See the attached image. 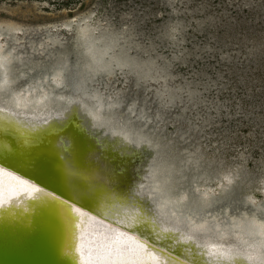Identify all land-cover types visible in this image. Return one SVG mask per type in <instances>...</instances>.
<instances>
[{
  "label": "rangeland",
  "instance_id": "rangeland-1",
  "mask_svg": "<svg viewBox=\"0 0 264 264\" xmlns=\"http://www.w3.org/2000/svg\"><path fill=\"white\" fill-rule=\"evenodd\" d=\"M0 21L23 28L8 90L61 67V100L151 152L153 190L264 206V0H0Z\"/></svg>",
  "mask_w": 264,
  "mask_h": 264
},
{
  "label": "bare ground",
  "instance_id": "bare-ground-1",
  "mask_svg": "<svg viewBox=\"0 0 264 264\" xmlns=\"http://www.w3.org/2000/svg\"><path fill=\"white\" fill-rule=\"evenodd\" d=\"M22 32L0 21V39ZM18 54L0 42V91L7 92L0 97V227L14 230L26 214L43 225L57 221L61 230L63 213L69 248L63 246L76 264H264V206L233 211L203 201L199 209L184 206L182 190H153L151 152L124 133H107L99 104L61 100L53 91L61 67L36 76L37 84L7 89L24 67Z\"/></svg>",
  "mask_w": 264,
  "mask_h": 264
},
{
  "label": "water",
  "instance_id": "water-1",
  "mask_svg": "<svg viewBox=\"0 0 264 264\" xmlns=\"http://www.w3.org/2000/svg\"><path fill=\"white\" fill-rule=\"evenodd\" d=\"M66 115L70 114L67 112L63 116ZM39 216L45 218V221L48 217L44 214ZM26 218V214L21 215L19 221L14 222V230L9 228L12 225L10 223L4 222L2 225L6 227H0V264H76L64 249V246L69 248V229L63 221V213L57 216L61 230L55 226L57 221L43 225L42 219L38 220L33 216H29L28 220ZM58 233H61L60 237Z\"/></svg>",
  "mask_w": 264,
  "mask_h": 264
}]
</instances>
